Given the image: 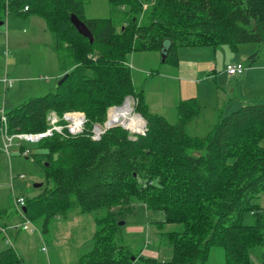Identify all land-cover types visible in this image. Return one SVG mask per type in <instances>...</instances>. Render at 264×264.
Instances as JSON below:
<instances>
[{
  "label": "trees",
  "instance_id": "1",
  "mask_svg": "<svg viewBox=\"0 0 264 264\" xmlns=\"http://www.w3.org/2000/svg\"><path fill=\"white\" fill-rule=\"evenodd\" d=\"M109 5L113 17L88 19L82 0H0L3 24L7 18L25 23L31 15L44 20L60 70L68 75L53 92L5 113L9 133L43 131L49 111L81 110L90 128L127 95L137 97L135 111L146 121L145 134L136 139L115 127L96 142L85 135L42 141L48 181L39 195L23 196L25 217L40 222L44 233L56 216L69 214L74 201L79 213L95 215L96 226L91 249L77 264H157L131 253L120 239L117 217L136 197L163 217L156 229L173 252L165 264H205L213 247L223 249L224 264H250L249 250L264 247L263 212L255 203L264 193V102L219 115L204 138L189 137L184 127L198 114L195 99L180 101L177 121L170 124L150 113L125 64L135 52H160L163 63L176 67L182 47L236 50L264 44V0H109ZM71 14L86 25L91 44L71 25ZM257 58L251 55L247 67ZM249 215L252 223L245 224ZM165 226L174 229L163 231ZM0 264L24 263L9 247L0 251Z\"/></svg>",
  "mask_w": 264,
  "mask_h": 264
},
{
  "label": "rangeland",
  "instance_id": "2",
  "mask_svg": "<svg viewBox=\"0 0 264 264\" xmlns=\"http://www.w3.org/2000/svg\"><path fill=\"white\" fill-rule=\"evenodd\" d=\"M82 1L86 18L113 17L109 0ZM120 9L128 11V8ZM29 18V24L25 23L23 27L15 30H12L13 26L9 22L11 18L4 19L6 22L0 25V78L7 75L13 80L12 86L8 89H4L0 83V112L2 110L4 113H9L33 98L53 92L62 77H56L60 68L59 60L50 47L53 39L46 29L44 20L36 15H31ZM254 53L258 55V58L252 65L256 66L264 61V44H242L236 50H232L228 45H220L216 49L213 47L179 48L178 59L198 66V79L190 81L172 78L178 71L176 67L162 62L160 52L132 53L125 65L128 68L134 67L130 68L133 85L136 90L142 91L150 113L163 116L170 124H175L177 121L176 105L183 100L195 99L198 114L188 121L184 128L189 137L201 139L211 131L218 119L216 102L219 101V97L213 91L214 88L216 90L222 87L227 91L231 87L235 88V81L226 82L225 77H219V74L223 71L226 73V67L229 65L240 64L246 68L249 57ZM206 76L213 78L208 79ZM207 88L211 90V93H205ZM241 89H248V84ZM126 99L130 101L132 114L141 116L135 111L137 97L127 95L120 104L107 108L103 122L107 118L108 110L121 106ZM257 102H264V98ZM240 107L227 105V108L222 110L224 111L222 115L226 116ZM75 111L84 113L81 110ZM141 118L143 119L142 116ZM144 122L146 123L145 120ZM123 130L128 136H132L128 130ZM40 145L41 143L29 144L14 139L12 146L8 149L9 154H6L0 136V210L7 214L6 218L0 216V224L7 226L17 224L16 221L21 218L14 205L15 197H35L41 193L42 186L47 184L42 161V155L47 154V151ZM22 149L30 151L28 156L21 154ZM36 184H42V186L34 188ZM255 203L262 209L264 217V193L258 196ZM128 208L129 211L117 217L118 222L123 223L119 226L122 244L128 247L131 253H140L144 259H155L157 264L170 262L173 252L161 241L156 229V223L163 220L162 215L147 210L142 201L136 197L130 198ZM56 217L59 218V216ZM94 218V214L79 213L73 201L69 214L61 220L51 221L46 232H42L40 222L32 223L41 237L39 233L19 230L20 236L29 234L32 237V247L29 248L33 252L32 261L26 253L23 255L24 263L32 262L33 264L38 261L40 264H77L79 257L91 249V237L96 229ZM244 221L245 224H250L252 217L246 216ZM172 229L174 228L171 226H165L163 231ZM12 231L14 230L6 227L7 235L0 233V251L9 247L16 249L15 240L10 237ZM42 238L46 243L42 242ZM43 245L48 247V258L46 254L40 252V247ZM263 255L264 247L251 248L249 250L250 264H264ZM205 264H224L223 249L213 247Z\"/></svg>",
  "mask_w": 264,
  "mask_h": 264
},
{
  "label": "built area",
  "instance_id": "3",
  "mask_svg": "<svg viewBox=\"0 0 264 264\" xmlns=\"http://www.w3.org/2000/svg\"><path fill=\"white\" fill-rule=\"evenodd\" d=\"M27 10V8H24ZM132 68V66H129ZM245 71V67L242 65L227 66L226 74L229 76L240 75ZM6 84H11V80L4 79ZM130 101L126 99L123 104L119 107H114L108 110L107 118L103 123H92L94 124L90 128H87L88 119L85 114L77 111H65L63 113H57L55 111H49L45 116L46 128L40 132H29V133H9L7 130L6 116L1 110L0 112V136L4 139L3 150L6 154H9L8 149L12 146L14 139L29 143V144H40L42 141L51 138H58L60 140H68L85 135L92 141H99L101 137L110 129L115 127H121L130 132L129 139H136L138 135H144L146 131V123L137 115L140 119L138 124L139 129L134 130L128 126V119L135 114H132V108L130 106L129 113L125 117L114 116L112 112L115 109H120L125 102ZM30 151L28 149H22L21 154L28 156ZM15 208L21 218V221L12 226H8L9 229H21L30 233H39L38 229L25 217V213L22 212V208L25 207V199L23 196H17L14 200ZM6 228L0 227V233L5 234ZM43 252H46V247L41 248Z\"/></svg>",
  "mask_w": 264,
  "mask_h": 264
},
{
  "label": "crops",
  "instance_id": "4",
  "mask_svg": "<svg viewBox=\"0 0 264 264\" xmlns=\"http://www.w3.org/2000/svg\"><path fill=\"white\" fill-rule=\"evenodd\" d=\"M9 22L13 26L12 30H15L17 28L23 27L25 25V23L29 24L30 18H28L25 23L20 21L18 18H13ZM9 22H8V24H9ZM2 24L3 23L1 22V25ZM50 47L52 49V45ZM243 56H244V54H243ZM259 57H260V55H259ZM176 69L178 71L177 75L176 76H172V78H175V79L176 78L177 79L183 78V79L189 80V81L193 80V79H195V80L198 79V66L196 64H194V63L185 62L184 60L178 59V63H177ZM59 76H63V73L60 70V68H59V71H58V74L56 75V77H59ZM178 76H179V78H178ZM222 76L225 77L226 82L235 81V88L231 87V89L228 90V91L225 90L222 87L220 89L218 88L216 90L214 88L213 91L216 92V94H218V97H219L218 98L219 101L216 102V109H217L216 112L219 115L223 114L222 112H224V111H222V110H225V108H227V105H235V106H241L242 107V106L247 105V104L256 103L258 100H261V99L264 98V61L261 64H258L256 66L251 64L250 67H247L245 69V71L242 74H240L239 76L238 75L229 76L224 71L221 72V74H219V77H222ZM5 78L11 80V84L10 85L6 84L4 82ZM207 78L211 79L213 77L212 76H208ZM0 83L3 85L4 89H8L9 87L12 86L13 80L11 78H9L7 75H5L2 78H0ZM245 84H248V89H241V88H243L245 86ZM209 92L211 93V90H209L207 88V90H205V93H209ZM234 101H236V102L233 103ZM147 106H148V104H147ZM2 140H3V146H4V139L2 138ZM57 219L61 220V218H56L55 220H57ZM20 221H21V219L16 221V222L19 223ZM0 227H2L1 224H0ZM13 230L14 231L11 232V234H10L11 236L10 237H13V239L15 240L14 244L16 246V249H14V250L20 256V258L22 259L23 263H24L23 255H26V253L29 254L30 260L32 261L31 256H32L33 252L29 250V248L32 247V242H31L32 237H30L29 234H26L25 236H20V231L19 230H21V229H17V230L13 229ZM21 231L27 232V231H24V230H21ZM28 233H30V232H28ZM5 234H6V232H5ZM39 236L41 237L40 233H39ZM41 240H42V242L45 241L43 238ZM45 243H46V241H45ZM43 246L46 247V245H43ZM43 246L40 247V252L46 254V256L48 258V247H46V249H47L46 252H43L41 250V248ZM5 249H7V248H5ZM29 251H30V253H29ZM20 253H22V254H20ZM30 264H32V262H30ZM33 264H40V262L35 261Z\"/></svg>",
  "mask_w": 264,
  "mask_h": 264
},
{
  "label": "water",
  "instance_id": "5",
  "mask_svg": "<svg viewBox=\"0 0 264 264\" xmlns=\"http://www.w3.org/2000/svg\"><path fill=\"white\" fill-rule=\"evenodd\" d=\"M70 23L71 25L75 28L76 32L82 36L83 38H86L88 39L89 43L91 44L93 42V36L92 34L90 33V31L88 30V28L86 27V25L80 21L75 15L71 14L70 15ZM0 25H1V22H0ZM162 55V62L164 61V54H161ZM67 73L64 74L60 80L58 81V84L57 85H60L64 82V80L67 78ZM47 165V164H46ZM42 186V184H36L34 185V188H40ZM22 212L23 213H26V209L25 207L22 208ZM123 225L122 222H118V226H121Z\"/></svg>",
  "mask_w": 264,
  "mask_h": 264
},
{
  "label": "bare ground",
  "instance_id": "6",
  "mask_svg": "<svg viewBox=\"0 0 264 264\" xmlns=\"http://www.w3.org/2000/svg\"><path fill=\"white\" fill-rule=\"evenodd\" d=\"M130 104L128 101L125 102V104L120 109H115L112 112L114 113V116H121L125 117L127 113L130 111ZM138 124H140V119L137 115L132 116L128 119V126L134 130H138Z\"/></svg>",
  "mask_w": 264,
  "mask_h": 264
}]
</instances>
